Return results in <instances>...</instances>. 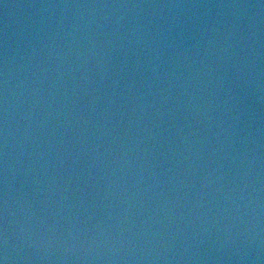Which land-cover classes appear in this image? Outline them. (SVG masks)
Returning <instances> with one entry per match:
<instances>
[{"label": "water", "instance_id": "water-1", "mask_svg": "<svg viewBox=\"0 0 264 264\" xmlns=\"http://www.w3.org/2000/svg\"><path fill=\"white\" fill-rule=\"evenodd\" d=\"M0 264H264V0H0Z\"/></svg>", "mask_w": 264, "mask_h": 264}]
</instances>
